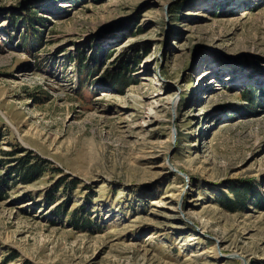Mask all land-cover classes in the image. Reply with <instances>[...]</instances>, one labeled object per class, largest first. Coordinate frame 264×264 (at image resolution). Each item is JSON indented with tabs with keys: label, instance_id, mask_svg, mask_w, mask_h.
<instances>
[{
	"label": "rangeland",
	"instance_id": "obj_1",
	"mask_svg": "<svg viewBox=\"0 0 264 264\" xmlns=\"http://www.w3.org/2000/svg\"><path fill=\"white\" fill-rule=\"evenodd\" d=\"M0 151V264H264V0H0Z\"/></svg>",
	"mask_w": 264,
	"mask_h": 264
},
{
	"label": "trees",
	"instance_id": "obj_2",
	"mask_svg": "<svg viewBox=\"0 0 264 264\" xmlns=\"http://www.w3.org/2000/svg\"><path fill=\"white\" fill-rule=\"evenodd\" d=\"M33 17H31V19H32ZM34 22L35 21H32V22H30L29 21V17H28V23H26V24H24V26H23V28H24V32H25V34L26 35H31V36H34V37H38V35L36 34V31H35V28H34V26H36L35 24H34ZM36 23V22H35ZM125 69V70H124ZM124 69H121V72L123 71V73H119V74H117L116 76H109V77H107L108 78V80H111V79H114V77H115V79H116V77L118 76V77H120V76H124L123 74L126 72V68H124ZM127 70L130 72V69L129 68H127ZM80 73L79 74H82L83 72H81V71H79ZM91 75H92V72L90 73ZM113 75V74H112ZM108 80H106V82H103L104 83V85H106V86H108L107 84H108ZM117 80V79H116ZM83 82V81H82ZM82 82H79V84L80 85H82ZM22 150V149H21ZM0 154H4L3 152H1L0 151ZM23 171H25V172H27V175L29 176L30 174L32 175V174H34V175H36L38 172H41V173H43L44 171H46V169H44V168H42V166H40L39 165V162H33L32 161V158L31 159H29V160H27V162H25V164L23 165Z\"/></svg>",
	"mask_w": 264,
	"mask_h": 264
},
{
	"label": "bare ground",
	"instance_id": "obj_3",
	"mask_svg": "<svg viewBox=\"0 0 264 264\" xmlns=\"http://www.w3.org/2000/svg\"><path fill=\"white\" fill-rule=\"evenodd\" d=\"M163 96H162V94L161 95H157V96H155V97H151L150 98V103H151V105L153 106L152 108H154V109H158L159 108V106H161V101L164 99V98H162ZM149 103V104H150ZM168 105H169V107L170 108H173V106L175 105V99H173V98H171V99H169L168 100ZM153 110H149V112H150V114L148 113V117H147V119H151L152 118V113L154 112H152ZM154 114V113H153ZM154 116V115H153Z\"/></svg>",
	"mask_w": 264,
	"mask_h": 264
}]
</instances>
